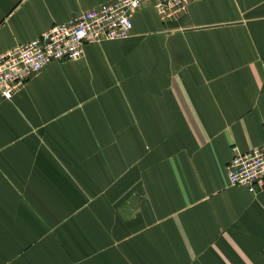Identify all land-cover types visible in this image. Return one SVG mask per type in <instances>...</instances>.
Segmentation results:
<instances>
[{"label": "crops", "instance_id": "obj_1", "mask_svg": "<svg viewBox=\"0 0 264 264\" xmlns=\"http://www.w3.org/2000/svg\"><path fill=\"white\" fill-rule=\"evenodd\" d=\"M112 0H0V55ZM264 0L146 3L0 97V264H264ZM233 149V150H232Z\"/></svg>", "mask_w": 264, "mask_h": 264}, {"label": "built area", "instance_id": "obj_2", "mask_svg": "<svg viewBox=\"0 0 264 264\" xmlns=\"http://www.w3.org/2000/svg\"><path fill=\"white\" fill-rule=\"evenodd\" d=\"M189 0H112L82 11L65 23L52 25L25 44L0 55V97L14 92L48 64L77 60L82 48L102 40L124 39L131 29V15L149 3L161 21L179 17ZM233 150V149H232ZM227 184L254 193L264 186V141L246 152L233 150L224 166Z\"/></svg>", "mask_w": 264, "mask_h": 264}]
</instances>
